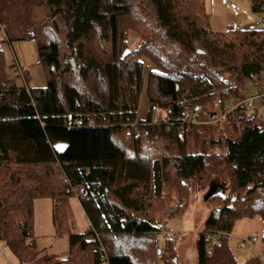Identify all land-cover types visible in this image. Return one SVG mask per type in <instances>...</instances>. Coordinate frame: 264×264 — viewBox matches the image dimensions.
I'll return each instance as SVG.
<instances>
[{"label":"trees","instance_id":"1","mask_svg":"<svg viewBox=\"0 0 264 264\" xmlns=\"http://www.w3.org/2000/svg\"><path fill=\"white\" fill-rule=\"evenodd\" d=\"M250 10L264 16V0H250ZM206 18L204 0H0V240L18 264H146L135 250L158 240L169 191L206 184L222 203L198 237L197 264H239L228 245L235 222H264V120L252 110L264 86L248 95L264 75V24L216 32ZM24 40L37 44L44 87L5 80L4 46ZM145 58L156 69L138 120ZM215 100L224 112L232 106L220 129ZM227 190L237 196H221ZM73 195L88 229L70 235L65 259L42 254L35 200L52 199L62 234Z\"/></svg>","mask_w":264,"mask_h":264},{"label":"rangeland","instance_id":"2","mask_svg":"<svg viewBox=\"0 0 264 264\" xmlns=\"http://www.w3.org/2000/svg\"><path fill=\"white\" fill-rule=\"evenodd\" d=\"M207 14V24L209 28L216 32H225L229 29L248 28L250 26H258L259 19L264 18L263 15L256 16L250 10V0H204ZM0 28V32H1ZM2 33V32H1ZM2 38V35H0ZM130 44L135 46L140 39L135 34L129 36ZM5 56L7 60V69L5 80L17 83L18 85L28 84L31 88H41L46 86V76L43 67L39 62V53L37 44L34 40L14 41L4 46ZM145 61L144 71V87L139 99L137 111L138 120H145L149 112V103L147 100L146 89L148 86V75L150 68L156 69L155 65L148 59ZM16 61L18 69H14ZM27 73V74H25ZM29 79H28V77ZM29 80V83H28ZM15 83V84H16ZM256 85H251L248 91L249 96L258 94V89L264 86V75L261 76ZM217 100L212 104L213 110H218L216 122L213 124L216 129L226 126V115L232 110L229 104L225 108L227 111L217 109ZM252 110L256 111L258 116L264 120V99L255 97L252 101ZM230 110V111H229ZM160 117H165V112H159ZM225 121L222 123L221 121ZM223 121V122H224ZM204 123V122H203ZM209 124V123H204ZM228 124V123H226ZM217 176V175H216ZM219 177V176H218ZM228 175L219 177L220 180L227 179ZM218 178L213 181L214 184L221 187ZM230 181H228L229 186ZM202 190H190L188 194L184 193H168L170 197L169 203L161 212L156 213L157 219L162 225L161 233L158 240L153 239V243H143L139 247L146 246L145 249L138 251V258L146 264H155L161 262L163 264H173L170 258H175L177 264H197V241L200 233L204 229V224L210 212L222 203V198L206 199L209 192V184L204 185ZM223 191V189L221 190ZM217 192V190H216ZM223 193V192H222ZM184 195V196H181ZM237 196L236 193L227 192L221 196L225 197ZM179 202V206H178ZM154 204V208L161 210V205ZM179 208V209H178ZM52 199L49 197H40L35 200L33 214V242L36 249L42 254L57 256L65 259L69 252V239L71 234H80L88 229V219L85 215L80 201L76 195L67 200V211L69 215L68 229L62 234L56 232L52 222ZM257 237L255 245L240 248L244 239ZM172 240L173 243L164 246L165 239ZM228 245L237 263L241 264L255 258L261 260L260 264H264V222L260 218L247 219L241 218L235 222L232 232L228 236ZM143 242H145L143 240ZM161 246H160V245ZM163 249V255H156V250ZM0 264H18L13 252L7 245L0 240Z\"/></svg>","mask_w":264,"mask_h":264},{"label":"built area","instance_id":"3","mask_svg":"<svg viewBox=\"0 0 264 264\" xmlns=\"http://www.w3.org/2000/svg\"><path fill=\"white\" fill-rule=\"evenodd\" d=\"M259 24H264V18H260L259 19ZM238 29H239L238 27L235 28V30H238ZM220 104H221V100H218L216 102V106H218ZM250 106H251V103L249 101L248 107H250ZM152 111H153L154 115L157 114V110L155 108H153ZM79 124H81V123L79 122ZM243 241H244V243H241L240 248H245L246 246L252 247L253 245H255V242L257 241V237H253V238H249V239H244ZM103 259L106 260V257H103Z\"/></svg>","mask_w":264,"mask_h":264},{"label":"water","instance_id":"4","mask_svg":"<svg viewBox=\"0 0 264 264\" xmlns=\"http://www.w3.org/2000/svg\"><path fill=\"white\" fill-rule=\"evenodd\" d=\"M127 53H128V51L125 52V55H127ZM215 117H216V113L213 114L212 119H214ZM55 148L60 154H62L66 151L67 146L65 144L60 143V144H57L55 146ZM215 193H216V191L209 189L208 196H206V199L212 197L213 195H215ZM233 201H235V200H233Z\"/></svg>","mask_w":264,"mask_h":264}]
</instances>
